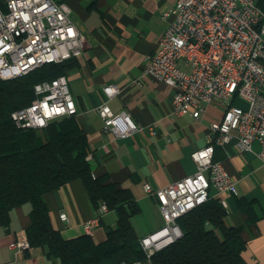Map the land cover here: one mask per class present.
<instances>
[{"label":"crops","instance_id":"1","mask_svg":"<svg viewBox=\"0 0 264 264\" xmlns=\"http://www.w3.org/2000/svg\"><path fill=\"white\" fill-rule=\"evenodd\" d=\"M55 1L67 4L70 19L85 37V50L66 62L63 74L76 104L75 119L87 138L92 175L104 176L130 193L139 206L131 224L142 237L163 222L156 199L145 185L158 190L193 174L196 164L191 154L214 137L210 125L221 119L224 108L208 105L198 119L177 115L171 106L173 90L144 74L147 58L168 25L163 13L175 0ZM107 85L117 86L119 94L108 99L103 92ZM103 103L114 112L129 113L139 131L127 137L105 131L97 113ZM259 152L257 142L250 151L239 152L233 139L217 146L214 153L237 188V195L223 193L221 197L227 203L226 224L241 228L245 264H264V162ZM210 194H216L212 187ZM44 201L53 227L64 238L85 235L83 225L98 215L80 179L46 193ZM239 201L250 205V216ZM30 209L28 203L12 209L9 224L0 225V264H59L40 247L27 253L11 247L25 237ZM62 212L68 221L59 218ZM116 225L115 211L107 210L100 215L91 239L94 243L104 241L107 229Z\"/></svg>","mask_w":264,"mask_h":264},{"label":"built area","instance_id":"2","mask_svg":"<svg viewBox=\"0 0 264 264\" xmlns=\"http://www.w3.org/2000/svg\"><path fill=\"white\" fill-rule=\"evenodd\" d=\"M163 17L168 18V25L147 58L144 74L173 90L171 106L177 115L198 119L211 104L221 105L224 111L210 125L214 137L191 154L196 164L193 174L158 190L145 185L163 220L139 239L148 262L154 253L181 237L177 220L182 215L211 196L226 210L221 194L237 195L231 176L214 160L217 146L235 139L238 151L246 152L257 142L258 157L264 162V10L257 0H175ZM85 47V37L70 19L66 3L6 0L0 4V79L18 78L44 64L72 60ZM34 91L35 99L28 106L11 113L17 127L42 130L53 120L76 115L64 74L35 85ZM103 92L110 99L120 90L107 85ZM97 113L104 130L118 137L140 129L129 113L114 112L106 103ZM90 158L87 154L86 159ZM211 187L215 195L210 194ZM106 211L101 204L98 215L83 225L86 235L91 236ZM59 218L68 221L64 212ZM11 247L25 251L29 243L24 237Z\"/></svg>","mask_w":264,"mask_h":264},{"label":"trees","instance_id":"3","mask_svg":"<svg viewBox=\"0 0 264 264\" xmlns=\"http://www.w3.org/2000/svg\"><path fill=\"white\" fill-rule=\"evenodd\" d=\"M257 4L264 10V0ZM66 62L0 79V225L9 224L12 209L28 203L30 225L25 237L29 249L40 247L59 264H245L241 228L226 224V210L213 196L177 220L181 237L148 262L131 224L139 206L127 190L104 176L93 177L86 159L87 138L75 116L49 122L41 134L15 125L11 113L35 99V85L62 75ZM76 179L84 183L95 208L105 204L117 215L116 227L107 229L100 243L86 234L64 238L52 225L44 195ZM238 203L251 213L249 204Z\"/></svg>","mask_w":264,"mask_h":264}]
</instances>
